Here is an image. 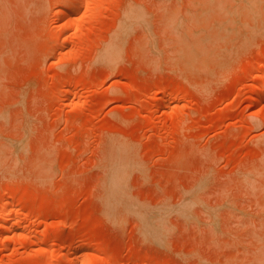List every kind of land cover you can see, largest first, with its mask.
Returning a JSON list of instances; mask_svg holds the SVG:
<instances>
[{"label": "rangeland", "instance_id": "1", "mask_svg": "<svg viewBox=\"0 0 264 264\" xmlns=\"http://www.w3.org/2000/svg\"><path fill=\"white\" fill-rule=\"evenodd\" d=\"M69 2L0 0V264H264V0Z\"/></svg>", "mask_w": 264, "mask_h": 264}, {"label": "bare ground", "instance_id": "2", "mask_svg": "<svg viewBox=\"0 0 264 264\" xmlns=\"http://www.w3.org/2000/svg\"><path fill=\"white\" fill-rule=\"evenodd\" d=\"M69 1H70V0H68V2H69ZM71 1H72V0H71ZM73 1H74V0H73ZM73 1H72V2H73ZM75 1H76V0H75ZM75 1H74V2H75ZM74 2H73V3H70V2H69V4L67 3V4H68V5H66L67 7L65 6V4H64L63 6H65L66 8H68L69 6H74V5H73ZM69 9L71 10V9H73V8L70 7ZM69 9H66V10L70 11ZM63 10H64V12L61 13V14H63V15H61V16H60V12L62 11V9H61V10H58L59 13H57V15H58L59 17L64 16V14L67 15V14L65 13L66 10L64 9V7H63ZM66 12H67V11H66ZM70 12H71V11H70ZM129 12H130V11H129ZM130 13H131V12H130ZM57 15H56V16H57ZM58 16H57V17H58ZM62 18H63V17H62ZM64 18H65V17H64ZM66 18H67V17H66ZM66 18H65V19H66ZM64 23H67V21H64ZM64 23H62V26L66 28L67 25L65 26ZM62 29H64V28H62Z\"/></svg>", "mask_w": 264, "mask_h": 264}]
</instances>
